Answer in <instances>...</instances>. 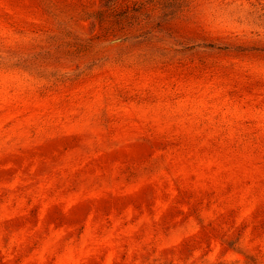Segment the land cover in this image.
<instances>
[{
	"label": "rangeland",
	"instance_id": "374dc122",
	"mask_svg": "<svg viewBox=\"0 0 264 264\" xmlns=\"http://www.w3.org/2000/svg\"><path fill=\"white\" fill-rule=\"evenodd\" d=\"M104 2L0 0V264H264V0Z\"/></svg>",
	"mask_w": 264,
	"mask_h": 264
},
{
	"label": "trees",
	"instance_id": "16d2710c",
	"mask_svg": "<svg viewBox=\"0 0 264 264\" xmlns=\"http://www.w3.org/2000/svg\"><path fill=\"white\" fill-rule=\"evenodd\" d=\"M118 0H105V6H109L110 3H116ZM121 21L125 19L126 15H125V12H121ZM106 18H108V15L104 12V13H99L98 14V19H99V22H105L106 21ZM119 22V21H118ZM118 24V23H117Z\"/></svg>",
	"mask_w": 264,
	"mask_h": 264
}]
</instances>
